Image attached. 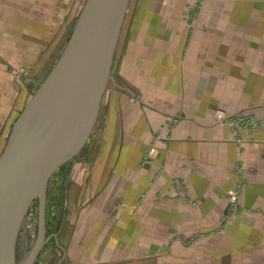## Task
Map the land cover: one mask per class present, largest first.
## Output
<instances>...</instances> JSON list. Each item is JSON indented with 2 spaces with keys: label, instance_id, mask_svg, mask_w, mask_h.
<instances>
[{
  "label": "crops",
  "instance_id": "0c3cea01",
  "mask_svg": "<svg viewBox=\"0 0 264 264\" xmlns=\"http://www.w3.org/2000/svg\"><path fill=\"white\" fill-rule=\"evenodd\" d=\"M173 1L136 0L130 17L127 10L116 78L87 153L99 162L113 135L121 144L117 164L101 166L108 157L97 167H72L58 252L70 261L58 256L46 264H183L199 253L184 246L187 240L240 236L243 223L247 233L254 224L264 229V126L237 129L213 119L221 110L264 120V0H207L196 36L182 41L174 33ZM28 10V0H0V64H18L0 69V79L44 47L45 28L35 21L29 28ZM65 33L49 65L66 45ZM8 114L0 113V127ZM13 123L3 128V149ZM153 148L151 163L141 166ZM237 164L243 210L225 220Z\"/></svg>",
  "mask_w": 264,
  "mask_h": 264
},
{
  "label": "water",
  "instance_id": "95a60500",
  "mask_svg": "<svg viewBox=\"0 0 264 264\" xmlns=\"http://www.w3.org/2000/svg\"><path fill=\"white\" fill-rule=\"evenodd\" d=\"M129 2L84 1L53 69L12 125L0 155V264H34L47 243L49 180L78 155L97 124ZM35 200L37 236L20 259L19 234Z\"/></svg>",
  "mask_w": 264,
  "mask_h": 264
},
{
  "label": "rangeland",
  "instance_id": "374dc122",
  "mask_svg": "<svg viewBox=\"0 0 264 264\" xmlns=\"http://www.w3.org/2000/svg\"><path fill=\"white\" fill-rule=\"evenodd\" d=\"M84 1L85 0H74L72 3L71 0H28V26L29 28H32V25H35V21L38 26L41 25L45 28L44 47L39 51V54L33 55L29 53L28 61L23 65V68H21L18 72L14 71L16 73L11 74V78L0 79V87H5V93L0 94V113H9L7 119H5L3 127H0V140L4 131L3 128L5 129L8 126L7 129L10 131V122H14L18 118L24 108L23 106L27 104L33 96V93L38 89L40 84L43 83L53 69V66L57 62L65 47L64 44L61 46L56 61L49 65V59L53 56V54H56L55 51L57 49L58 37L64 35L65 32L67 36L70 35ZM206 1L207 0H185L184 5L183 0H174L172 2L171 7L174 9L172 18L178 20L176 22L173 21L177 25L174 28V33L179 37V39H181V41L183 39L190 40L192 37L194 38L196 36V27L200 23H198L199 17H201V12ZM34 2L39 6V8L35 7ZM136 4V0H130L128 5V17L131 16L132 9L136 6ZM144 6L146 7L145 4ZM163 6L166 5L164 4ZM128 22L129 20H127L126 26ZM126 26L123 27L126 28ZM122 34L124 35V32ZM67 39L68 37L65 38V40ZM120 50L121 48L119 46V49L115 53V59L111 70V76L113 78H116V63L119 58ZM14 65L18 64L1 63L0 69L12 71L13 69L11 66ZM8 106H10V110ZM235 116L236 117H234L232 121L237 123V125H233L231 123L227 124H229L232 128L236 127L237 129H243L245 118H249V116H245L243 113ZM223 117L232 116H228V114L221 110H217L213 113V119L217 122L219 118ZM253 121L252 127H249L250 129H256L264 126L260 122L263 120L254 119ZM95 132L96 129L93 130L91 137L94 136ZM91 137L89 138V142H87L79 151L78 155L59 167L49 180L45 204V239H47V243L40 251L34 264H46L48 261L51 262L52 260H55L58 256H60V258L63 256L64 261L66 262L70 261V258H67L66 254L63 255V252L62 254H58V252L61 250L63 251L61 248H64L63 243L59 241V236L62 230L61 228L64 218L67 214V183L69 172L72 167L78 164L82 166L85 163L88 166L94 165L97 167V165H100L103 161H105L104 158L108 157V160L106 159V162L101 164V166L112 169H115L116 167L117 159L115 158V155L121 144H118L117 146L116 143L113 142L114 136L108 135L107 141H111V144L107 141L103 144L101 150H106V152L101 153L99 155V162L93 164V159H90L87 154L93 144ZM0 152H3V144L1 143ZM151 152L152 154H150ZM154 154V148L146 152V154H144L141 158L140 165L146 166V164H150V156ZM238 166L239 164L236 166L235 176L237 183L234 188L229 191V212L225 215V220H227L230 215L238 214L243 210L240 205V196L242 194V187L244 186V181L242 179L243 168ZM112 188L111 194L114 195L116 186L113 185ZM114 214H116V211ZM37 222L38 202L35 200L29 208L27 218L24 223L25 230L24 232L21 231L19 234L17 249L20 259L23 255H26L29 252L36 239ZM237 224L238 226L241 225V223ZM226 225L227 223L220 224L218 232H222ZM253 226L255 227V232L247 233L245 229L246 224L243 223L240 226L242 230L240 236H227L220 234L211 237H202L197 239L192 238L187 240V242L183 243L184 246H186L188 250L199 248V253L197 258L193 256L191 259L188 257L183 259V264L184 261L187 262L185 264H264V229L260 230L258 227L256 228L255 224ZM212 243L215 244L214 248H211ZM210 249L214 250L213 254L210 252ZM163 262L166 263V261Z\"/></svg>",
  "mask_w": 264,
  "mask_h": 264
},
{
  "label": "built area",
  "instance_id": "2783aa9c",
  "mask_svg": "<svg viewBox=\"0 0 264 264\" xmlns=\"http://www.w3.org/2000/svg\"><path fill=\"white\" fill-rule=\"evenodd\" d=\"M234 117H236V116L219 118L218 119V122L219 123H231L233 125H237V123H235V122L232 121L234 119ZM253 120L250 117L249 118H245L243 128L252 127V123L254 122ZM260 122L264 125V120L263 121H260ZM255 123H258V122H255ZM150 154H152V152Z\"/></svg>",
  "mask_w": 264,
  "mask_h": 264
}]
</instances>
